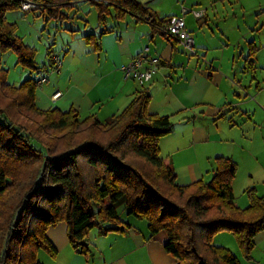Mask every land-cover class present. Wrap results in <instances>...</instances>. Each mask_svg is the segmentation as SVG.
<instances>
[{
  "label": "trees",
  "instance_id": "obj_1",
  "mask_svg": "<svg viewBox=\"0 0 264 264\" xmlns=\"http://www.w3.org/2000/svg\"><path fill=\"white\" fill-rule=\"evenodd\" d=\"M32 1L39 8L30 12L40 10L52 21L65 18L61 10L72 0ZM88 1L101 23L113 12L117 21L132 14L149 22L154 34L169 37L172 19H161L140 0ZM16 11L20 0H0V54L15 53L18 64L35 73L45 66H37L35 50L6 19ZM86 40L99 49L95 36ZM7 73L0 61V264H42L40 251L55 258L47 232L61 223L72 248L87 254L85 239L94 228L100 236L124 231L121 207L147 221L151 237L166 233L164 248L175 264H240L231 250L213 245L223 232L233 234L246 261L253 260L264 231V197L248 189L249 206L240 208L233 188L238 165L224 157L216 159L210 181L179 186L160 152L173 124L169 116L149 112L148 91L101 122L95 115L82 119L75 110L38 109V81L16 87Z\"/></svg>",
  "mask_w": 264,
  "mask_h": 264
},
{
  "label": "crops",
  "instance_id": "obj_2",
  "mask_svg": "<svg viewBox=\"0 0 264 264\" xmlns=\"http://www.w3.org/2000/svg\"><path fill=\"white\" fill-rule=\"evenodd\" d=\"M140 1L161 19L180 17L184 8L189 9L184 19L195 40L198 56L185 52L170 36L154 34L149 22L132 14L117 21L113 12L101 23L95 7L88 0H72L69 7L61 10L65 18L52 20L59 40L54 39L47 46L45 63L36 62L38 67L45 66V69L32 72L36 76L30 75L24 80L47 79L36 92L38 109L62 113L75 110L82 119L95 115L101 122H106L128 108L139 93L148 91L152 98L149 112L169 116L173 124V132L160 142V152L163 159L169 160L179 186L208 180L209 172L212 176L216 168V159L224 157L233 159L238 165L233 182L235 198L237 184L244 192L256 188L264 197V190L254 183L255 179L264 176V123L256 125L252 122L255 117L251 116V119L249 114L254 110L257 115L256 105L253 100L251 102L248 89L239 82L235 83L236 79L231 80L234 70L231 67L223 70L222 66L215 65L216 59L209 60L211 52L228 48L233 42L222 27L249 14L257 18L258 24L259 17L264 15V0ZM203 11L201 17L196 16ZM31 14L33 19L42 20L45 26H41L45 28L30 26ZM47 18L40 10L6 15L10 23L17 25V35L33 48L38 46L35 40L47 32V26L52 22ZM90 35L99 39V49L87 42ZM145 49H149L146 67L156 64L158 70L149 83L141 84L126 78L121 66L131 63ZM55 57L62 63L59 69L53 60ZM0 61L3 63L2 54ZM3 69L6 70L5 64ZM57 93L61 96L56 97ZM245 116L248 122H243V126ZM257 171L263 175H258ZM240 177H243L242 181ZM236 202L242 209L249 204L245 201L242 205L237 198ZM120 220L129 228L124 225V231L104 236H100L99 231L88 234L85 239L87 254L72 248L67 226L64 228L61 223L51 227L47 236L58 253L53 258L45 252L47 257L41 263H176L165 251L166 233L151 237L148 222L128 214L125 220L121 217ZM105 226L111 227L109 224ZM230 249L236 250L237 247ZM238 259L240 264H264V231L256 238L253 260Z\"/></svg>",
  "mask_w": 264,
  "mask_h": 264
},
{
  "label": "rangeland",
  "instance_id": "obj_3",
  "mask_svg": "<svg viewBox=\"0 0 264 264\" xmlns=\"http://www.w3.org/2000/svg\"><path fill=\"white\" fill-rule=\"evenodd\" d=\"M30 18V21L32 22L30 26L33 27L36 25H40L41 30L45 28L43 27L45 26V24H43L42 20H35V18L33 19L32 14ZM255 20H257V18H253V15L249 14L244 18L239 19L238 21H231L227 26L224 25L222 28H224L230 34L233 42L228 48L213 51V53L211 52L212 55L210 53L209 60L213 61V59H216L215 65L222 66L223 70L227 69L228 67H231L234 70V74H232L233 78H231V80L234 81V79H236L237 81L235 83L239 82V84L244 85L248 89L250 100L251 102L254 101V104L256 105L255 111L257 112V115H255V112H253L254 110H250L251 113L249 114V116L250 118L251 116L255 117V120L251 118L253 120V123H255L256 125H261V123H264V15H261L259 17L258 24ZM50 23L51 24L49 25L47 24V32H43L42 37H39L37 38V40H35V44L38 46L36 48L30 47L35 50V61L38 63L46 62L47 46L52 44L54 42V39H56V42L57 40H59V38H56L57 34L54 26L55 23L53 21ZM42 24L43 26H41ZM238 41H240V43H238ZM233 45H235V47ZM233 56H235L236 58L234 59ZM2 62L5 64V69L8 72L7 81L11 85L19 87L24 82L26 77L34 75L31 69L23 68L18 64L17 55L13 52L3 54ZM3 63H1L2 67L4 65ZM247 118V116L244 117L242 124L243 122H248ZM244 125L245 123L243 124V126ZM243 128L246 129V127ZM241 133L243 134V132ZM257 173L258 175H263L261 171H257ZM212 176L211 172H209V179L204 181H210L212 179ZM242 178L243 177H240V181H242ZM254 183H257L256 185L264 190V176L258 178V180L255 179ZM246 192H244L242 189L240 190L237 184L236 198L237 201L242 205L243 203H245V201L249 203L248 195ZM257 192L259 194V191ZM118 212L123 220L127 218V211L125 207H121ZM60 226H63L65 228L66 224L63 223ZM97 231L98 228H94L91 232H94L92 234H95V232ZM218 242H221L223 244L219 245ZM236 242L237 241L233 234L229 232L220 233L213 239V245L217 247H224L231 250L230 247L236 246L237 249L231 251L241 259L243 256ZM41 253V258L39 261L43 262L47 255L44 251H42Z\"/></svg>",
  "mask_w": 264,
  "mask_h": 264
},
{
  "label": "built area",
  "instance_id": "obj_4",
  "mask_svg": "<svg viewBox=\"0 0 264 264\" xmlns=\"http://www.w3.org/2000/svg\"><path fill=\"white\" fill-rule=\"evenodd\" d=\"M21 1V11L28 13L31 10L39 8V4L32 0H20ZM189 9L184 8L182 11V16L173 18L168 24L167 31L171 39L178 43L181 48L190 54L191 56H198V52L195 47V40L193 36L188 32L186 21L184 17L189 13ZM203 12L196 13V16L201 17ZM59 69L62 65L61 61L58 58H53ZM149 60V49H145L144 52L135 58L131 63L121 66V70L128 79H133L141 84L149 83L153 74L158 70V66L153 64L152 67H146V64ZM47 82L46 78L38 81V85L41 86ZM61 96L60 93L56 94V97Z\"/></svg>",
  "mask_w": 264,
  "mask_h": 264
}]
</instances>
